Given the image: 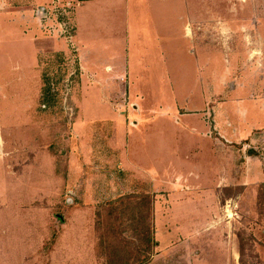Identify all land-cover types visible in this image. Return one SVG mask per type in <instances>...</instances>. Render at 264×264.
Segmentation results:
<instances>
[{"label":"rangeland","instance_id":"1","mask_svg":"<svg viewBox=\"0 0 264 264\" xmlns=\"http://www.w3.org/2000/svg\"><path fill=\"white\" fill-rule=\"evenodd\" d=\"M83 1L0 0V264H193L198 252L181 251L187 225L159 223L157 233L156 222L204 218L198 197L208 202L209 190L239 263L264 264V133L230 126L241 104L251 123L264 102V0H178L190 31L174 16L173 43L160 33L169 43L153 45L134 34L133 14L116 19ZM85 13L100 31L78 40ZM248 132L261 160L229 142ZM128 196L149 197L146 226L115 216Z\"/></svg>","mask_w":264,"mask_h":264},{"label":"crops","instance_id":"2","mask_svg":"<svg viewBox=\"0 0 264 264\" xmlns=\"http://www.w3.org/2000/svg\"><path fill=\"white\" fill-rule=\"evenodd\" d=\"M176 1L178 0H84L82 6L84 8H89V9L93 8L95 10L91 12H103V11L108 12L112 16H114V18L116 19L122 16L123 17L125 16V18H127L128 15L133 14L134 16L133 18L135 22L142 26V29L140 30L139 29L136 30V28H134V31H135L134 34H136L139 37L141 34H143L144 37L148 36V39L153 40V43H152L153 45L154 41L158 39V37H160V40L162 43L164 41L169 43L170 39L168 40V38H165V40L163 41V39H161L162 36L160 35V33L165 34V35L169 33L171 37V42L173 43L174 24H173L172 19L174 16H176V18H178V20L182 22V24H180L179 26L182 27L183 32H180V34H183V33L187 34L188 31H190V27L188 26V23L184 24L186 17L189 15L188 8L185 9L184 11L178 9L175 12V9H177V7L175 6H178L176 5ZM184 2L188 4L187 0H184ZM137 4H141L142 8L145 10H142L141 12L140 10L137 11L134 8L135 6H137ZM125 7H126V11H125ZM141 14L145 17V19L140 20L141 18H139V15ZM83 16L84 17L80 19V25H79L80 29H79L78 40H79V36L81 35L82 31L87 27H88V30L93 29L95 30V32L100 31L99 30L100 27L97 26L98 24H97V20L95 16L93 17L91 21L88 19L90 17H87L86 13ZM133 18H130V21L128 20L130 24L134 22ZM119 25H122V23H120ZM127 33H129V31ZM260 45H261L260 48H262V58L264 59L263 39H261ZM80 46L81 44H79V48ZM155 61L157 62L158 60L155 59ZM150 63H152L151 60L148 62V64ZM109 68L111 69L110 71L113 70L112 66H110ZM123 68H124V71L123 73H121V75L127 76L130 80H132V78L130 77L131 75L130 68L127 65L123 66ZM239 103L240 102L237 100L236 108L239 106ZM247 103H249L248 100L247 102H245V104ZM241 107L243 108V110L241 109L240 112L236 110L235 114H234V111H232L230 114L231 129L233 130L234 127L237 130L239 128L241 129L243 128V129H246L247 131L256 129V130H261V132L264 133V102H261V103L255 102L253 104V111H256V112L254 113V119L251 123L247 120L248 107L250 106L246 105V108H245L241 104ZM242 111L245 114V119L243 120L244 124L241 122L239 118L241 117V114L243 113ZM249 133L250 132H248L246 134L247 136L245 138H242L240 142H236V141L232 142L230 140L229 142L230 144L236 147H241V148L243 147L242 150L246 151V154H247L246 157L248 160L252 161V160H255V158H257L258 160L259 159L261 160L262 158L260 157V155L250 154L249 152L250 149L256 150L257 146H254V145L258 143V141L253 140V139H252V142H250L249 135H248ZM262 137H263L262 140L264 141V134ZM246 145H249V148L247 149L244 148V146ZM201 164L203 165L204 162ZM167 166H169V164ZM186 166H188V164ZM196 168L201 169L200 166H197ZM146 171L151 172L152 169L149 170L146 168ZM215 173L217 174V172ZM215 173H213L214 176H215ZM189 174H191V176L193 175L191 179H193L194 181H195V178L198 177L197 179L198 182L202 180V177H205L204 172H189ZM166 175L168 176L167 173ZM168 178L169 176L167 177V179ZM179 182L183 183L182 181H179ZM235 183L237 182L229 181L223 186L229 187L230 185H235ZM172 184L177 185L178 183L172 182ZM217 187H220V186L217 185ZM179 191L180 190H176V192H179ZM208 192H210L208 202L205 201L204 196L198 197L200 201L201 199L204 201L201 204L205 205V209L207 210L205 211L207 215L205 213L204 218L202 219L199 218V213L198 214L196 213V215L191 213L188 216L182 217L180 220L167 216L164 218L163 221L160 220L159 222L158 221L156 222L157 233L162 231L159 223H161L164 226L177 224V223L187 225V227L184 228V231L186 235L188 236V243L184 245L182 244L181 251L186 250V252H188L189 254H193V252H196V253L198 252V257L200 256V258L196 262L193 261L194 262L193 264H240L238 261L239 246H237V240L232 231L231 221L228 216L222 217L220 215L222 206L217 201L218 199L217 196L212 195L213 190H209ZM226 200L228 201L233 200V197L229 196ZM157 240H159V238H157Z\"/></svg>","mask_w":264,"mask_h":264},{"label":"trees","instance_id":"3","mask_svg":"<svg viewBox=\"0 0 264 264\" xmlns=\"http://www.w3.org/2000/svg\"><path fill=\"white\" fill-rule=\"evenodd\" d=\"M249 152H250V154L258 155V152L256 150L250 149ZM261 194H262V196H261ZM128 197H127V203H123L120 200L119 203L117 204L118 206L117 205L114 206V207H118L117 213L115 214V216H117L121 213L129 212L130 216H127V217L122 216V217L129 219L132 222V224H134V226H136V225L137 226H146L147 221H148V217H149V207H150L149 197H145L144 199H142L140 201L136 200L135 196L134 197L128 196ZM123 200L124 199H122V201ZM122 203H123L124 211L119 210V207H121ZM258 204L264 205V184L259 187ZM114 207H112V208H114ZM102 216H103V214H102ZM106 217L108 219L107 224L109 225L110 224L109 220L111 219L110 214L106 213ZM109 227H111V226H109ZM105 231H106V235H105V237H103L104 235H101V240L103 239L107 244H110L109 246H112L113 244L111 242L112 241V238L110 235L111 233H110V230H108L107 226H106ZM112 237H115V235L113 233H112ZM132 249H133V251H135L137 253L139 252L138 247L135 244H133ZM132 254H133V256H134V254L136 255V253H132ZM241 264H242V259H241Z\"/></svg>","mask_w":264,"mask_h":264}]
</instances>
